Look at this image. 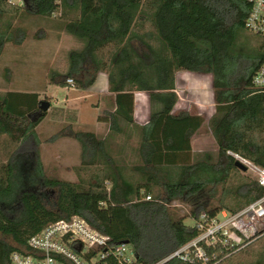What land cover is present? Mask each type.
<instances>
[{
	"label": "trees",
	"instance_id": "trees-1",
	"mask_svg": "<svg viewBox=\"0 0 264 264\" xmlns=\"http://www.w3.org/2000/svg\"><path fill=\"white\" fill-rule=\"evenodd\" d=\"M250 9L249 0H0V55L7 43L26 40V16H60L63 29L85 42L83 50L70 53L68 71L54 72L50 81L87 90L99 73H107L116 109L98 119L108 122L110 131H121L120 120L135 122V90L148 92L152 104L149 120L139 128L141 164L132 167V179L104 139L70 129L82 148L80 167L89 170L86 179L70 182L47 177L34 149L40 144L36 127L47 114L33 117L39 93L8 91L0 98V134L20 143L0 165V264H9L12 252L48 224L73 216L114 241H128L144 264H157L199 234L185 223L188 216L171 208L174 202L189 205L190 218L197 220L202 212L236 213L264 196V188L245 177L234 193L217 199L232 173L242 171L236 156L264 168V90L253 84L264 40L257 44L244 34ZM183 70L212 75L215 159L210 153L194 158L192 139L205 118L175 112L176 72ZM202 245L205 264L237 249ZM192 256L162 264H204ZM252 264H264V254Z\"/></svg>",
	"mask_w": 264,
	"mask_h": 264
},
{
	"label": "rangeland",
	"instance_id": "rangeland-1",
	"mask_svg": "<svg viewBox=\"0 0 264 264\" xmlns=\"http://www.w3.org/2000/svg\"><path fill=\"white\" fill-rule=\"evenodd\" d=\"M21 0H13L20 2ZM22 25L27 29V46L24 52L28 60H22L18 68L4 72V79L11 83L4 82L1 91L3 93L11 91H39L42 100L51 102V107L46 116L36 127V132L40 144L34 146L43 162L46 176L70 182H80L81 178H87L88 169H81L82 148L78 141L73 139L70 129L73 131H95V122H89L92 116L96 115L90 102L78 100V91H70L59 86H53L51 76L54 72L66 73L69 68L70 53L74 50L81 51L85 48V42L76 39L63 29L64 23L60 16L47 18L42 16H26ZM57 30L65 34L64 43L57 44L55 38ZM246 38H250L259 44L262 40L257 35L244 31ZM69 36V37H68ZM60 37V36H59ZM66 38H70L67 39ZM74 38V39H73ZM176 82L178 83L177 94L179 102L177 112L186 111L189 113H200L205 118V122L194 135L192 142L194 145V158L200 159L205 153L212 154L217 158L218 144L210 128V118L215 113L214 89L212 75L198 74L191 71H177ZM69 108H65L67 98ZM70 96V97H69ZM93 100V99H92ZM62 107V108H60ZM185 109V110H184ZM85 116H89L85 118ZM82 117L86 119L83 122ZM108 133V134H107ZM110 155L117 165L123 167L125 175L133 178L132 167L141 164L138 155L139 136L137 130L132 129L128 141L116 132H104ZM20 143L15 142L7 135L0 134V165L8 161L10 155L17 149ZM135 176V175H134ZM247 177L255 180L253 172L234 171L232 178L224 187H220L217 199L225 194L234 193L239 184ZM159 189H156V193ZM225 197V196H224ZM217 199L213 202L218 204ZM49 199L46 204L49 205ZM171 208L182 216H188L185 223L195 226L196 222L190 218V206L176 201ZM0 237H2L0 235ZM234 249L233 253L215 264H252L257 258L264 254V234L249 235L247 241ZM204 264L208 258L203 260Z\"/></svg>",
	"mask_w": 264,
	"mask_h": 264
},
{
	"label": "built area",
	"instance_id": "built-area-1",
	"mask_svg": "<svg viewBox=\"0 0 264 264\" xmlns=\"http://www.w3.org/2000/svg\"><path fill=\"white\" fill-rule=\"evenodd\" d=\"M251 9L245 28L264 40V0H249ZM72 83V79L68 80ZM253 84L264 90V59L257 69ZM253 172L264 188V168L236 156ZM147 200L150 196L146 197ZM199 234L160 263L173 257L190 260L194 255L205 261L203 245L219 243L238 247L248 236L264 230V196L242 210L233 213L223 210L216 216L202 212L195 220ZM9 264H144L129 243L114 241L94 228L85 218L73 216L45 226L29 238L27 245L12 252Z\"/></svg>",
	"mask_w": 264,
	"mask_h": 264
},
{
	"label": "crops",
	"instance_id": "crops-1",
	"mask_svg": "<svg viewBox=\"0 0 264 264\" xmlns=\"http://www.w3.org/2000/svg\"><path fill=\"white\" fill-rule=\"evenodd\" d=\"M71 39L72 36L68 34ZM60 36V37H59ZM68 36V37H69ZM65 34L64 32L62 33L61 30H57L55 34V38L58 41L57 44L64 43L63 41ZM70 39V38H66ZM74 39V38H73ZM27 38L26 40L21 44V45H14L11 43H7L4 47L3 53L0 55V98L5 95L3 93L2 88L3 84L5 82L4 79V72L8 70H15L16 68L19 69V65L22 62V60H28L26 58L27 54L23 51L24 47L27 45ZM26 45V46H25ZM6 84L11 83L10 81H6ZM53 86H59V85H53ZM178 86V83L176 82V87ZM61 87V86H59ZM64 89L70 90V91H78V100H84L87 102H90L93 109L96 110V115L92 116L91 119H89V122H95L97 128L95 131H91L95 133L99 138L104 139L106 141V136L102 135L105 131L110 133V124L106 121L99 120V116L103 114V112H114L116 109V98H115V93L111 92L109 90V82H108V74L101 72L98 74V78L96 83L91 87L90 89L87 90H81V89H76L74 87L71 88H66L62 87ZM11 91H16L13 89H10ZM17 92H36L39 93V91H17ZM177 92V88H176ZM178 93V92H177ZM40 95V94H39ZM70 97V96H69ZM40 100H42L41 96H39ZM134 118L135 122L133 124L127 123L123 120H120V129L121 131L118 132V135H122L125 137L128 141L131 139L130 133L131 130H137L138 136H139V144H140V126L145 124L149 120L150 112L152 109V104L150 102L149 98V93L146 91H141V90H135L134 91ZM93 99V100H92ZM72 99L67 98L65 99L66 106L65 108H69V102H71ZM73 102V101H72ZM179 102V101H178ZM178 104V103H177ZM177 105L175 106V112H177ZM62 108V107H60ZM185 110V109H184ZM180 112V111H179ZM194 114V113H192ZM200 114V113H197ZM89 117V116H88ZM85 116V118H88ZM82 121L84 122L86 119L82 117ZM86 123V121H85ZM89 131V130H88ZM108 134V133H107ZM138 144V147H139ZM108 145V144H107ZM193 146V151L194 145L192 142ZM138 150V148H137Z\"/></svg>",
	"mask_w": 264,
	"mask_h": 264
},
{
	"label": "water",
	"instance_id": "water-1",
	"mask_svg": "<svg viewBox=\"0 0 264 264\" xmlns=\"http://www.w3.org/2000/svg\"><path fill=\"white\" fill-rule=\"evenodd\" d=\"M51 107V102L48 100H41L39 104V112H37L33 117H40L43 113L47 112ZM235 166H237L243 172L248 170V167L237 158L235 161ZM123 243H128V241H122Z\"/></svg>",
	"mask_w": 264,
	"mask_h": 264
}]
</instances>
